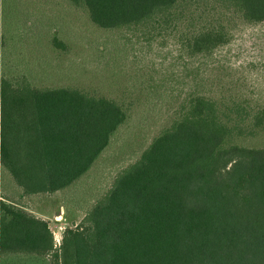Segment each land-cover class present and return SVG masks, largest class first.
<instances>
[{
    "label": "trees",
    "instance_id": "obj_1",
    "mask_svg": "<svg viewBox=\"0 0 264 264\" xmlns=\"http://www.w3.org/2000/svg\"><path fill=\"white\" fill-rule=\"evenodd\" d=\"M67 1L102 30L185 31L181 44L192 56L212 54L229 37L221 24L204 25L205 16L264 22V0ZM1 73L0 171L19 198L73 185L126 122V110L113 100L74 88H37L24 74ZM248 121L263 128L264 110L189 97L181 117L116 176L79 225L63 232L59 247L46 221L0 196V259L264 264V148L229 144Z\"/></svg>",
    "mask_w": 264,
    "mask_h": 264
},
{
    "label": "rangeland",
    "instance_id": "obj_2",
    "mask_svg": "<svg viewBox=\"0 0 264 264\" xmlns=\"http://www.w3.org/2000/svg\"><path fill=\"white\" fill-rule=\"evenodd\" d=\"M217 16H205L204 25L224 26L227 42L212 54L192 56L181 44L185 31H106L67 0H0L1 76L24 74L37 88L78 89L113 100L127 113L91 169L67 189L19 198L11 177L0 171V196L46 221L59 247L63 232L79 225L116 176L181 117L186 99L203 95L226 107L264 110V22H221ZM229 144L264 148V127L255 129L248 121ZM51 263L48 256L0 259V264Z\"/></svg>",
    "mask_w": 264,
    "mask_h": 264
}]
</instances>
